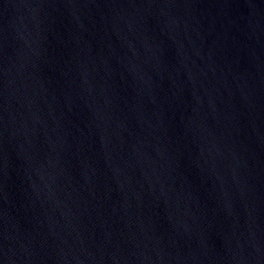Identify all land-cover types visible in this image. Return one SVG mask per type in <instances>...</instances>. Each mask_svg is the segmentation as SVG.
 <instances>
[{
	"label": "water",
	"instance_id": "95a60500",
	"mask_svg": "<svg viewBox=\"0 0 264 264\" xmlns=\"http://www.w3.org/2000/svg\"><path fill=\"white\" fill-rule=\"evenodd\" d=\"M0 264H264V0H0Z\"/></svg>",
	"mask_w": 264,
	"mask_h": 264
}]
</instances>
